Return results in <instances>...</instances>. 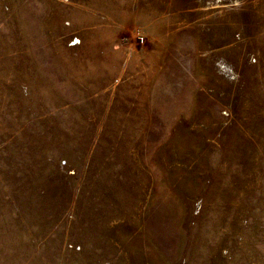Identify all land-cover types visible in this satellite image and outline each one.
<instances>
[{
  "label": "rangeland",
  "instance_id": "374dc122",
  "mask_svg": "<svg viewBox=\"0 0 264 264\" xmlns=\"http://www.w3.org/2000/svg\"><path fill=\"white\" fill-rule=\"evenodd\" d=\"M0 264H264V0H0Z\"/></svg>",
  "mask_w": 264,
  "mask_h": 264
}]
</instances>
